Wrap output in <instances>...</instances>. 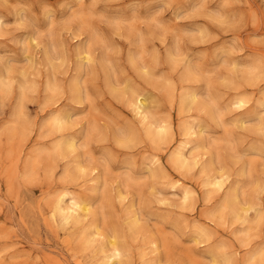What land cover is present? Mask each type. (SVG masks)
Here are the masks:
<instances>
[{"label": "rangeland", "instance_id": "rangeland-1", "mask_svg": "<svg viewBox=\"0 0 264 264\" xmlns=\"http://www.w3.org/2000/svg\"><path fill=\"white\" fill-rule=\"evenodd\" d=\"M46 4L0 0V264H105L113 230L124 264H264V0Z\"/></svg>", "mask_w": 264, "mask_h": 264}, {"label": "bare ground", "instance_id": "bare-ground-1", "mask_svg": "<svg viewBox=\"0 0 264 264\" xmlns=\"http://www.w3.org/2000/svg\"><path fill=\"white\" fill-rule=\"evenodd\" d=\"M51 54V53H50ZM74 85L75 84H73V87H74ZM76 86V85H75ZM5 87H6V85H5ZM2 88V87H1ZM73 89V88H72ZM75 89H76V87H75ZM75 91V90H74ZM74 94H76V91H75V93ZM133 94L134 93H132L131 92V95L133 96ZM72 95H73V92H72ZM134 98H132V104L134 105V112H135V115L136 116H138L139 118H141L142 120H144L146 117H145V114H146V102H145V98L144 97H142L141 95H138V94H136L135 96H133ZM130 100H131V97H130ZM192 101H193V98H192ZM264 101V100H263ZM262 102V101H261ZM240 104V103H239ZM261 104H263L264 105V103H261ZM182 105V104H181ZM183 105H184V103H183ZM192 106V105H191ZM133 108V107H132ZM67 116H65V118H66ZM65 118H64V116H61V115H57V116H55L54 118H53V120H52V123L53 124H55V125H62V121L64 120L65 121ZM138 120V119H137ZM146 121V120H145ZM66 122V121H65ZM64 122V123H65ZM156 125V124H155ZM63 126V125H62ZM188 126V125H187ZM57 127V126H56ZM59 127V126H58ZM186 129V128H185ZM189 129V128H188ZM151 130V129H150ZM170 130V129H169ZM183 130V129H182ZM167 131V130H166ZM165 131V132H166ZM162 133H163V131H161ZM164 132V133H165ZM155 133H156V131H155ZM161 133V134H162ZM158 133H156L155 135H157ZM171 134V133H170ZM147 136V135H146ZM149 136H150V134H149ZM158 140L160 139L159 137H158V135H157V137H156ZM153 139V138H152ZM156 139V140H157ZM162 140V139H161ZM160 140V141H161ZM60 142V141H59ZM74 141L72 140V139H69V140H65L64 142H60V144L59 145H57L56 144V146L57 147H55L56 148V150L55 151H58L59 153H63V152H66V150L69 152L72 148H73V146H74ZM67 152V153H68ZM181 152V151H180ZM180 152H177V154H176V158H175V156L173 155V157L175 158V160L174 161H176L177 163H178V165H181V166H187L188 167V165H185L186 163H187V161H189V160H187V158L185 157V159L187 160L186 162H184V161H182L183 160V158H182V154L183 153H180ZM58 153V154H59ZM57 154V155H58ZM64 154V153H63ZM181 158H182V160H181ZM171 159V158H170ZM173 159V158H172ZM193 159V158H192ZM196 160V162H197V159H195ZM193 161V160H192ZM191 161V162H192ZM196 162H193L194 163V165L196 164ZM192 165V164H191ZM193 166V165H192ZM180 167V166H179ZM191 167V166H190ZM190 167H188L187 168V170H189V168ZM184 168V167H183ZM158 170H160V169H158ZM203 170H204V168H203ZM206 170H207V168H206ZM159 172V171H158ZM206 172V171H205ZM160 173V172H159ZM209 173V172H208ZM156 175H157V173H156ZM213 177H214V175H213ZM222 177V176H221ZM222 179H217V178H213V179H211V181H208L207 182V184H208V186L210 185V186H212L213 188H215V189H219V187L222 185ZM233 191V190H232ZM233 193H235V192H233ZM64 194V193H63ZM63 194H60L61 196H64L65 197V195H63ZM120 195V194H119ZM234 195V194H233ZM58 197V196H57ZM186 199H187V193H185L184 194V200L186 201ZM62 200H64L63 199V197H60L59 199H57L54 203H53V205H52V212H53V215L55 216H57L58 217V219L61 221V222H63L64 223V221H66V220H68L69 221V219H71L72 220V222L73 223H75V225H76V223L77 222H79V219L80 218H84L85 216H87L88 214H89V203L87 202V201H85V200H80V201H76V200H73V198L70 200V203L68 204V202H67V205H65V206H63V204H64V201H62ZM62 202H63V204H62ZM225 205V204H224ZM238 208V207H237ZM241 209V208H240ZM246 209V208H245ZM128 211V210H127ZM239 211V210H238ZM242 210H240V212H241ZM133 213V212H132ZM237 214V213H236ZM126 215V214H125ZM237 216V215H236ZM131 218H132V223H130V225L129 226H131L132 224L134 225H136V222H137V218H136V216L133 214L132 216H131ZM128 219H130V218H128ZM238 219V218H237ZM129 221V220H128ZM130 222V221H129ZM129 222L127 223V224H129ZM125 225V224H124ZM123 226V225H122ZM96 225H95V229H96ZM126 227H128L127 225H126ZM94 228V227H93ZM133 228H135L134 226H133ZM88 230V229H87ZM99 232V231H98ZM96 233V232H95ZM95 233H93L94 235H95ZM121 233V232H120ZM122 234V233H121ZM108 237V236H107ZM83 239H82V242L84 243V244H86V245H90L93 241H92V239H93V236H90V235H88L87 237H84V235H83V237H82ZM196 238V237H195ZM126 240V239H125ZM104 241H106V240H104ZM103 241V242H104ZM101 246H102V244H101ZM104 248H106L107 250H104ZM126 249V245H125V241L123 240V238H122V236L118 233V231H116V230H113L112 231V233L110 234V236L108 237V239H107V241L106 242H104V244H103V246L102 247H100V252L101 253H103V254H106V252L108 251V254H106L104 257H103V259H104V261H105V264H124L123 263V251ZM257 254V253H256ZM261 254V253H260ZM218 255V254H217ZM254 255V254H253ZM252 255V256H253ZM219 257L218 258H220V255H218ZM251 256V257H252ZM216 257V256H215ZM223 257V256H222ZM221 257V260L223 259V258H225V257H223L222 258ZM259 257V256H258ZM257 257V258H258ZM217 258V257H216ZM215 258V259H216ZM263 258V257H262ZM125 259V258H124ZM228 260V259H227ZM104 261H103V263H104ZM229 261V260H228ZM261 261H262V259H261ZM222 264V263H221ZM225 264V263H224Z\"/></svg>", "mask_w": 264, "mask_h": 264}, {"label": "clouds", "instance_id": "clouds-1", "mask_svg": "<svg viewBox=\"0 0 264 264\" xmlns=\"http://www.w3.org/2000/svg\"><path fill=\"white\" fill-rule=\"evenodd\" d=\"M130 7H133V5H130ZM48 5L46 4V0H42V13L47 10Z\"/></svg>", "mask_w": 264, "mask_h": 264}]
</instances>
